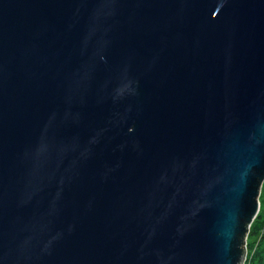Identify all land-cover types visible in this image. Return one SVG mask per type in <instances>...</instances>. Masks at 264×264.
I'll return each mask as SVG.
<instances>
[{"label": "water", "instance_id": "1", "mask_svg": "<svg viewBox=\"0 0 264 264\" xmlns=\"http://www.w3.org/2000/svg\"><path fill=\"white\" fill-rule=\"evenodd\" d=\"M264 182V0H0V264H243Z\"/></svg>", "mask_w": 264, "mask_h": 264}, {"label": "rangeland", "instance_id": "2", "mask_svg": "<svg viewBox=\"0 0 264 264\" xmlns=\"http://www.w3.org/2000/svg\"><path fill=\"white\" fill-rule=\"evenodd\" d=\"M262 186H263V184H262ZM259 204H260V198H259ZM261 209L262 208L260 206L259 212L261 215L264 216V211H261ZM258 220H259V218H257L255 221L252 222V224L249 228V232L247 234V237L245 239L246 253H245V258H244L243 264H259V262H261V261H263V264H264V258L263 257L261 258L260 256H258V254H260V252L264 251V248H263V251H261L259 249V245H260V242L262 240V237H264V231L262 228V226H264V221L259 223V222H257ZM260 258H261V260L258 261V259H260Z\"/></svg>", "mask_w": 264, "mask_h": 264}, {"label": "trees", "instance_id": "3", "mask_svg": "<svg viewBox=\"0 0 264 264\" xmlns=\"http://www.w3.org/2000/svg\"><path fill=\"white\" fill-rule=\"evenodd\" d=\"M260 206H261V211H264V183H263V186H262V188H261V192H260ZM257 218H259V220L257 221V222H259V223H261L262 221H264V216L263 215H261L260 214V212L257 214V217L255 218V220L257 219ZM254 220V221H255ZM262 228H263V231H264V226H262ZM251 231V230H250ZM263 248H264V237H262V240H261V242H260V245H259V249L261 250V251H263ZM258 256H260L261 258L263 257L264 258V251L263 252H260V254H258ZM261 258L260 259H258V261H260L261 260ZM257 259V258H256ZM259 264H263V261H261V262H259Z\"/></svg>", "mask_w": 264, "mask_h": 264}]
</instances>
